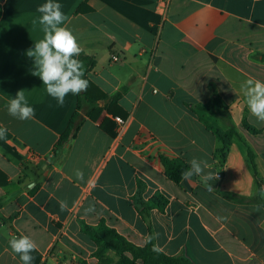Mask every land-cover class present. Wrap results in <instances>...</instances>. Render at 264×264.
Instances as JSON below:
<instances>
[{"label":"crops","instance_id":"0c3cea01","mask_svg":"<svg viewBox=\"0 0 264 264\" xmlns=\"http://www.w3.org/2000/svg\"><path fill=\"white\" fill-rule=\"evenodd\" d=\"M46 2L0 0V264H21L8 243L20 235L37 243V264H98L83 225L101 221L140 247L156 234L162 252L194 264H264V123L240 87L264 81V0H55L80 55L96 61L93 118L77 111V95L62 106L49 96L27 55L44 37ZM21 90L30 120L7 111ZM75 112L81 128L57 148ZM110 116L127 122L120 132L113 123L115 137L101 128ZM230 128L239 137L221 159L213 130ZM192 158L218 178L167 177L163 159Z\"/></svg>","mask_w":264,"mask_h":264},{"label":"clouds","instance_id":"9594fccd","mask_svg":"<svg viewBox=\"0 0 264 264\" xmlns=\"http://www.w3.org/2000/svg\"><path fill=\"white\" fill-rule=\"evenodd\" d=\"M61 8V4L55 0H47L37 8L41 14L39 23L43 25L44 37L34 43V50H29L27 55L34 59L36 71L43 81L47 94L62 106L69 93L78 95L86 91L89 82L84 78V64L77 58L82 51L77 39L70 29L61 26L66 19ZM240 87L251 115L258 122L264 123V81L251 78L244 81ZM7 111L10 116L22 121L35 116V110L29 105L23 90L8 101ZM7 131L6 128L0 127V140L5 139ZM208 168L206 161L192 158L189 161V168L181 173V178L189 180L197 176L208 185L209 181L218 178V175L206 171ZM75 175L77 179L83 178V172L79 169ZM261 194H264V189H261ZM58 204L60 211L67 210L66 201L60 200ZM92 210L89 207L85 212ZM155 238L156 234H153L147 236L146 240L151 242ZM8 243L12 252L19 256L21 264H32L34 257L31 253L37 249V243L33 238L29 235L13 236ZM153 250L157 249L154 247Z\"/></svg>","mask_w":264,"mask_h":264},{"label":"trees","instance_id":"16d2710c","mask_svg":"<svg viewBox=\"0 0 264 264\" xmlns=\"http://www.w3.org/2000/svg\"><path fill=\"white\" fill-rule=\"evenodd\" d=\"M78 59H80L84 64V78L87 79L89 72L95 67L96 61L93 57H90L86 54H81ZM117 98L118 95H116L113 100ZM102 99L107 100V97ZM96 101L97 100L95 98H92L88 94L87 90L81 92L77 95V111H84L88 117L93 118L92 112L95 111L97 114L101 112V110L94 107ZM82 123L83 120L80 118L78 113L75 112L67 130L60 137L57 148H63L67 143L75 139ZM245 127L254 134L258 133L246 123ZM101 128L107 135L111 137L116 136L115 125L111 120L107 119ZM213 132L218 140L222 143V147L217 151V153L221 159H224L229 152L232 138L239 137V134L234 128H230L227 132H221L219 130H213ZM247 148L248 159L252 166L255 167V154L249 147ZM163 165L167 177L175 182L181 181V173L189 168V165L180 159L172 161L163 159ZM152 203L159 208H163L166 205V200L161 196H156ZM140 205L146 209H150L152 207L151 205L145 204L143 202H141ZM2 206L3 200H0V208ZM83 231L97 246L94 257L98 260V264H194L186 257H173L165 254L157 247L154 239L151 242L147 241L143 247L137 246L128 241L115 229L108 226L104 221H101L96 226L84 224ZM154 247L157 250H153ZM37 260L39 261L38 257L36 261L33 260L32 264H37Z\"/></svg>","mask_w":264,"mask_h":264},{"label":"built area","instance_id":"2783aa9c","mask_svg":"<svg viewBox=\"0 0 264 264\" xmlns=\"http://www.w3.org/2000/svg\"><path fill=\"white\" fill-rule=\"evenodd\" d=\"M119 58L117 56H113L111 61L117 62ZM110 120L116 124V131L120 132L122 131L126 126V120L119 116H110Z\"/></svg>","mask_w":264,"mask_h":264}]
</instances>
